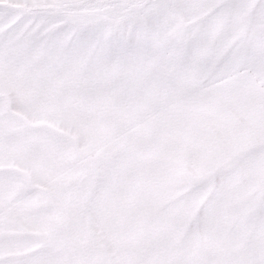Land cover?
<instances>
[{
	"label": "snow or ice",
	"instance_id": "6c2138e0",
	"mask_svg": "<svg viewBox=\"0 0 264 264\" xmlns=\"http://www.w3.org/2000/svg\"><path fill=\"white\" fill-rule=\"evenodd\" d=\"M98 179L111 251L64 225ZM0 264H264V0H0Z\"/></svg>",
	"mask_w": 264,
	"mask_h": 264
},
{
	"label": "rangeland",
	"instance_id": "374dc122",
	"mask_svg": "<svg viewBox=\"0 0 264 264\" xmlns=\"http://www.w3.org/2000/svg\"><path fill=\"white\" fill-rule=\"evenodd\" d=\"M34 189H20L21 194H30ZM72 200L64 208V225L78 240L82 241L88 250L111 251L126 239L125 230L114 226L110 215L113 205L121 195L120 181L116 180L112 186L106 187L98 179L90 186L74 185L71 189ZM82 194V195H81ZM251 196L249 193L248 199ZM105 213H101L98 210ZM161 239L164 242L179 246L186 243L187 228L173 223L162 225ZM195 235L203 230L197 225H191Z\"/></svg>",
	"mask_w": 264,
	"mask_h": 264
},
{
	"label": "crops",
	"instance_id": "0c3cea01",
	"mask_svg": "<svg viewBox=\"0 0 264 264\" xmlns=\"http://www.w3.org/2000/svg\"><path fill=\"white\" fill-rule=\"evenodd\" d=\"M98 211H100L101 213H105V212H103L101 209H100V210H98Z\"/></svg>",
	"mask_w": 264,
	"mask_h": 264
}]
</instances>
